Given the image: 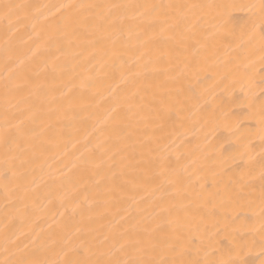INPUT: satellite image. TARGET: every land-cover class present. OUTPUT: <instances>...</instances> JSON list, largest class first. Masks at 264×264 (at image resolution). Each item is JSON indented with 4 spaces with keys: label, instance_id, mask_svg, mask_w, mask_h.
I'll return each instance as SVG.
<instances>
[{
    "label": "bare ground",
    "instance_id": "bare-ground-1",
    "mask_svg": "<svg viewBox=\"0 0 264 264\" xmlns=\"http://www.w3.org/2000/svg\"><path fill=\"white\" fill-rule=\"evenodd\" d=\"M7 3L26 6L19 19ZM144 3L206 7L179 46L150 39L158 24L136 10H57ZM259 3L0 0V141L25 131L22 151L0 142V261L21 256L15 233L29 250L55 242L41 258H104L132 240L171 259L179 236L178 259L264 264Z\"/></svg>",
    "mask_w": 264,
    "mask_h": 264
},
{
    "label": "snow or ice",
    "instance_id": "snow-or-ice-1",
    "mask_svg": "<svg viewBox=\"0 0 264 264\" xmlns=\"http://www.w3.org/2000/svg\"><path fill=\"white\" fill-rule=\"evenodd\" d=\"M25 5L20 4H4V16L6 18L11 19L13 15L19 19V10L25 8ZM68 7H79L81 9H92L97 7H102L108 10L107 15H102L101 19L107 20L109 16L112 14V10L114 9H126V10H136L137 16H151L150 24H158V31L156 29L153 30V35L150 39H159L163 38L168 41H176L177 45L185 44L187 40V24L190 19V14L195 15L197 9H202L206 6L199 4H182V3H169V4H105V5H84L81 4L79 6L75 5H59V9L68 8ZM207 7H211L208 5ZM252 8H258L260 13V60L264 63V0H260L259 5H251ZM126 17L121 15L119 17L121 26H123V20ZM132 18V17H127ZM78 24V21L69 16L65 18V22L63 25L57 24L52 29V34L55 36L57 33L63 31L65 35L68 34L67 30L72 28L74 25ZM11 31V29H9ZM120 31H123V27H121ZM130 34V33H129ZM167 34V35H166ZM147 42V41H146ZM113 44H115V40H113ZM171 108H168L167 111L171 112ZM24 121H20L19 124L14 126H6L4 135L2 137L3 145L6 149V156L8 153L20 150L22 151L21 140L25 136V131L22 127ZM261 126L262 131H264V106L261 108ZM12 159H16L15 156H12ZM13 176H15V172H13ZM243 180L244 177L242 176ZM259 179L261 181L260 188V199L261 204L264 205V163H262L261 171L259 174ZM165 209H162V211ZM6 229L10 230L9 226L6 225ZM261 237H262V245H264V207L261 209ZM179 239L177 236V243L170 245L172 252L175 254L171 259H157L154 255L149 253L147 249L142 246H139V241L125 240L123 243L117 242V245H113L115 251L109 249L108 252H101L100 256L104 258H96L92 259L89 255L91 253V249H73V253L77 257L83 258H70L68 252H64V255L60 258L53 259L51 257L41 258V254L51 252L55 253V248L53 242V246H49L47 249L41 250L33 248L29 250V246L27 244H22L19 236H16L15 233L12 236L8 237V242L17 247V249L21 252V256L15 259H6L4 261H0V264H239L237 260L228 259V260H215V259H205L203 261H188L184 259H178L176 257H182L183 251L179 248ZM129 246H132V252L129 253ZM155 248V245H152ZM166 255V253H165ZM147 256L148 258H145Z\"/></svg>",
    "mask_w": 264,
    "mask_h": 264
}]
</instances>
